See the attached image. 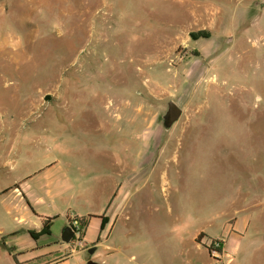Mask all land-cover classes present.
I'll list each match as a JSON object with an SVG mask.
<instances>
[{
	"label": "rangeland",
	"instance_id": "1",
	"mask_svg": "<svg viewBox=\"0 0 264 264\" xmlns=\"http://www.w3.org/2000/svg\"><path fill=\"white\" fill-rule=\"evenodd\" d=\"M80 169L93 214L123 188L103 264L242 222L225 264H264V0H0V264L40 223L14 186L60 237L67 200L40 186Z\"/></svg>",
	"mask_w": 264,
	"mask_h": 264
},
{
	"label": "crops",
	"instance_id": "2",
	"mask_svg": "<svg viewBox=\"0 0 264 264\" xmlns=\"http://www.w3.org/2000/svg\"><path fill=\"white\" fill-rule=\"evenodd\" d=\"M86 170H78V177H72L68 172L62 177H59L55 184L52 181H46L40 186L41 192H44V196L47 199L52 198V193H57L56 197H63L67 201L64 202L62 215H57V217H63V227L61 229V234L65 226H67V214L69 212H74L77 215L81 216L85 220L84 231L86 226L93 223V225L99 229V240L96 242H85V245L88 246L86 249L82 248H71L70 243H65L60 241V237L53 232L49 231L50 227L53 225V218L39 216L35 213L34 207L36 205H42L43 201L46 199L41 194H35L33 196L26 195L27 186H14V192L17 198H20L21 201L27 203L28 208L37 216L40 220V223L35 222V228H31L30 231H34L35 237L32 236L28 239H25L23 242H16L6 244V249L4 250V256L8 259L10 264H86L88 259V250L94 248L93 260L103 263V260L99 256L95 255L97 247L103 242L100 240V237H104V240H108L110 235L115 228V224L118 219L124 214V206L121 204L119 199V194L123 193L122 184H118L115 188L106 194L104 201L99 204V212L91 213L89 209L92 205H89L86 201V193L90 187L85 186L88 182L87 179H84V174ZM76 175V174H75ZM92 183V180L90 181ZM83 186V187H82ZM55 187V188H54ZM91 189V188H90ZM32 198V199H30ZM72 200H75L72 202ZM56 217V216H55ZM57 218V219H58ZM48 219L49 222L46 227V231L39 233L44 226V222ZM51 221V222H50ZM104 221L103 225L102 222ZM237 224V222H236ZM244 227V222L240 223L238 230H232L228 235L218 234L216 236H210L204 231H196L189 238V243L186 244V241L181 240L178 245H175L171 242H158L151 241V243L145 244L148 249L147 252L142 253L141 255H151V260L148 258H142L138 261L134 255H126V260L132 264H225L227 261V256L229 255L226 251V244L229 237H237L241 235L240 231ZM245 228V227H244ZM13 236V232H0L1 235H5V238L8 236ZM234 235V237H233ZM222 239V247L220 257L215 259L213 258L208 251V244L211 239L214 238ZM1 240V238H0ZM43 242H41V241ZM4 243V242H3ZM93 247H90L92 246ZM187 245L188 247H185ZM107 247V246H106ZM232 258V257H231Z\"/></svg>",
	"mask_w": 264,
	"mask_h": 264
},
{
	"label": "built area",
	"instance_id": "3",
	"mask_svg": "<svg viewBox=\"0 0 264 264\" xmlns=\"http://www.w3.org/2000/svg\"><path fill=\"white\" fill-rule=\"evenodd\" d=\"M67 225L72 230V238L69 241L71 248H81L84 243L82 237L84 235V224L81 216L74 212H69L67 214ZM222 247V239L217 237L211 239L208 244V251L210 255L217 259L220 257V249Z\"/></svg>",
	"mask_w": 264,
	"mask_h": 264
},
{
	"label": "water",
	"instance_id": "4",
	"mask_svg": "<svg viewBox=\"0 0 264 264\" xmlns=\"http://www.w3.org/2000/svg\"><path fill=\"white\" fill-rule=\"evenodd\" d=\"M182 113V110L172 101H169L167 104V111L163 115V126L164 128H170L172 124L177 121ZM72 238V230L71 228L67 225L64 227L62 234H61V241L68 243ZM94 251V248L88 250L90 254H92ZM86 264H103L100 262H97L93 259H89Z\"/></svg>",
	"mask_w": 264,
	"mask_h": 264
},
{
	"label": "trees",
	"instance_id": "5",
	"mask_svg": "<svg viewBox=\"0 0 264 264\" xmlns=\"http://www.w3.org/2000/svg\"><path fill=\"white\" fill-rule=\"evenodd\" d=\"M82 219H83V224H85L84 218H82ZM49 220L50 219H48L46 222H44V226L41 229V231H39V233H43V232L46 231V227H47V224H48ZM103 223H104V221L102 222V225H103ZM29 232H30V235L34 238L36 233L34 231H29ZM207 248H208V246H207ZM220 252H221V249H220Z\"/></svg>",
	"mask_w": 264,
	"mask_h": 264
},
{
	"label": "bare ground",
	"instance_id": "6",
	"mask_svg": "<svg viewBox=\"0 0 264 264\" xmlns=\"http://www.w3.org/2000/svg\"><path fill=\"white\" fill-rule=\"evenodd\" d=\"M11 43V46H15V43L13 42V40H12V38H11V40H9V44ZM114 103H112V105H113ZM114 106V105H113ZM111 107V106H110ZM121 110V109H120ZM120 112V111H119ZM121 113V112H120ZM119 113V114H120Z\"/></svg>",
	"mask_w": 264,
	"mask_h": 264
},
{
	"label": "flooded vegetation",
	"instance_id": "7",
	"mask_svg": "<svg viewBox=\"0 0 264 264\" xmlns=\"http://www.w3.org/2000/svg\"><path fill=\"white\" fill-rule=\"evenodd\" d=\"M60 241H61V238H60Z\"/></svg>",
	"mask_w": 264,
	"mask_h": 264
}]
</instances>
